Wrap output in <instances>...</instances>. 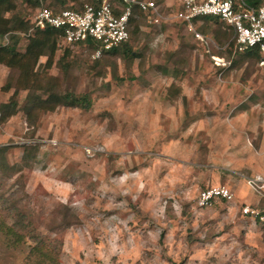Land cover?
Listing matches in <instances>:
<instances>
[{
    "label": "rangeland",
    "instance_id": "374dc122",
    "mask_svg": "<svg viewBox=\"0 0 264 264\" xmlns=\"http://www.w3.org/2000/svg\"><path fill=\"white\" fill-rule=\"evenodd\" d=\"M92 1L0 5V264H264V229L242 214L264 176L257 56L219 23L196 24L201 44L178 0L100 57L37 33L41 7ZM222 186L232 201L199 207Z\"/></svg>",
    "mask_w": 264,
    "mask_h": 264
},
{
    "label": "built area",
    "instance_id": "2783aa9c",
    "mask_svg": "<svg viewBox=\"0 0 264 264\" xmlns=\"http://www.w3.org/2000/svg\"><path fill=\"white\" fill-rule=\"evenodd\" d=\"M143 14L147 24L160 26L163 16L154 0H93L81 10L54 11L46 5L41 7L33 21L37 30L53 28L61 32V40L67 45H97L96 56L121 47L130 40V22ZM203 18L218 19L234 33L235 53L258 49L259 65L264 69V4L253 5L248 0H178L174 19L185 24L201 44H208V37L197 31L195 24ZM215 65L227 69L224 59L213 57ZM252 188L264 197V178H253ZM218 199H233L227 187L204 189L198 205L208 208ZM243 214L249 215L264 226V205L245 206Z\"/></svg>",
    "mask_w": 264,
    "mask_h": 264
},
{
    "label": "trees",
    "instance_id": "16d2710c",
    "mask_svg": "<svg viewBox=\"0 0 264 264\" xmlns=\"http://www.w3.org/2000/svg\"><path fill=\"white\" fill-rule=\"evenodd\" d=\"M9 1H11V0H0V5L1 4H6ZM70 2H72L71 4H74V5L78 4V0H70ZM248 2L251 3V4H254V5H260L261 4V2H259V0H248ZM66 6H63V8H59V7L55 6L54 4H49L48 5V7L53 9L54 11H60V10H63V9H75V10H81L82 9V8H76L75 6H70V7H66ZM137 15H139L138 18H133L131 20V22H130V39H131L133 31H135V29H136V26L138 24L140 25L141 21H142V23L145 21V17H144L143 14H140V12H137ZM198 23H200V22H197L196 24H198ZM201 23H207V24L219 23L224 30L229 31L231 33V35L234 36L233 31L229 27H227L223 22L219 21L218 19L203 18ZM37 33L52 34L55 37H59L61 39V32L59 30H56V29H53V28H47L46 30H39V31H37ZM232 36H231V39L229 40L231 44H233ZM31 46H37L40 49H43L46 46V43L41 42L40 40H37ZM87 46L95 48V49L97 48V45H94L91 42L87 43ZM125 46L128 47V43L124 44L120 48L112 50L111 52H117L118 50H120L122 47L124 48ZM127 50L128 49L125 50L126 53H129V52H127ZM247 53L250 54V56H257V59L260 60L261 56H260V53H259L258 49H254V50L249 51Z\"/></svg>",
    "mask_w": 264,
    "mask_h": 264
},
{
    "label": "clouds",
    "instance_id": "9594fccd",
    "mask_svg": "<svg viewBox=\"0 0 264 264\" xmlns=\"http://www.w3.org/2000/svg\"><path fill=\"white\" fill-rule=\"evenodd\" d=\"M155 2H156V0H154ZM156 4H157V2H156ZM261 4H264V3H261ZM158 5V4H157ZM254 5V4H253ZM159 6V5H158ZM47 7H48V5H47ZM195 26H196V24H195ZM39 31V30H38ZM234 34V33H233ZM234 37V36H233ZM130 41V40H129ZM233 42H234V38H233ZM128 43V42H127ZM123 46V45H122ZM120 48V47H119ZM117 49V48H116ZM252 51V50H251ZM111 52V51H110ZM247 52H249V51H247ZM247 52H245V53H247ZM108 53V52H107ZM261 59V58H260ZM260 61V60H259ZM218 69L219 70H223L222 68H219L218 67ZM258 177H261V178H264V176H258ZM258 177H256V178H258ZM253 179V178H252ZM224 187V186H223ZM228 188V187H227ZM231 190V189H230ZM232 191V190H231ZM259 197V201L257 202V204L256 205H246V206H251V207H258V206H260V205H264V197H261V195L260 194H258L257 192H255ZM227 201L228 202V200H226V199H218V200H216L215 202H219V201ZM233 200V199H232ZM231 200V201H232ZM214 202V203H215ZM213 203V204H214ZM203 209H205V208H203ZM242 214H243V208H242ZM243 216H245V217H248V218H250V219H252V220H254L256 223H258L260 226H261V228H263L264 229V226L262 225V224H260L259 223V221L257 220V219H255V218H253V217H251V216H249V215H245V214H243Z\"/></svg>",
    "mask_w": 264,
    "mask_h": 264
}]
</instances>
